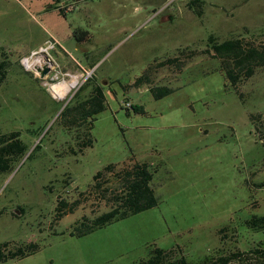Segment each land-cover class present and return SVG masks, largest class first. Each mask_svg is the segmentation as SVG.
Segmentation results:
<instances>
[{"label":"rangeland","instance_id":"1","mask_svg":"<svg viewBox=\"0 0 264 264\" xmlns=\"http://www.w3.org/2000/svg\"><path fill=\"white\" fill-rule=\"evenodd\" d=\"M189 1L0 0V134L14 132L25 146L0 171V243L38 244L0 264H136L156 247L198 263L264 239L245 225L264 215V67L234 87L219 59L203 52L210 33L264 43V0H201V15ZM43 53L53 66L40 79L23 59ZM177 55L180 69L153 67L151 81L133 85ZM73 76L76 86L54 97L49 85ZM87 79L81 97L101 85L105 108L69 128L60 112ZM155 86L172 92L155 98ZM134 162L154 170L157 204L74 231L84 214L106 211L91 193L95 172ZM60 196L81 203L56 220Z\"/></svg>","mask_w":264,"mask_h":264},{"label":"trees","instance_id":"2","mask_svg":"<svg viewBox=\"0 0 264 264\" xmlns=\"http://www.w3.org/2000/svg\"><path fill=\"white\" fill-rule=\"evenodd\" d=\"M201 0H190L188 6L197 14L201 15ZM62 13V8L59 9ZM84 37H78L77 41H83ZM186 50H180L178 54H184ZM204 53L219 59L220 68L224 72L229 83L236 85L251 77L256 68L264 67V43L255 44L252 41L244 40L241 37H231L218 41L210 33L206 38V48ZM195 52L189 50L186 58H190ZM183 60L177 55L156 62L146 69V73L135 79L133 85H139L151 81L150 72L153 67L174 65L180 69ZM4 64H0V82L3 80ZM89 80L85 81L74 93L71 100L73 104H67L60 112L61 117L67 118L69 128L78 127L88 118L90 124L94 115L105 108L104 95L101 85L93 83L85 96L81 97V91L87 86ZM86 85V86H85ZM155 98H161L172 89L168 86H155L150 88ZM70 100V101H71ZM130 108L134 111H141V106L132 105ZM259 119V115H255ZM91 127V125H89ZM91 143L88 138L83 142V146ZM25 151L17 134L14 132L0 134V171L7 170L9 161L13 155H21ZM73 151V149H71ZM153 171L147 162H134L116 169L113 164H107L102 170H98L93 175L91 183V193L98 196V199L104 201L106 211L95 215L89 220L84 214L82 221L74 226L73 230L78 234L87 233L96 227H101L113 220L124 218L128 215L145 210L157 204L153 188L149 185L153 177ZM110 174L111 177H106ZM112 182H111V180ZM67 183V182H66ZM50 188V187H49ZM81 202L77 199L72 202L66 197H58L54 207V219L58 220L64 215L74 211L75 207ZM87 221V222H86ZM246 227L254 231L264 230V215L253 216L245 221ZM225 227L220 228L223 231ZM73 233V232H71ZM38 244L33 241L20 244L9 249V242L0 243V262L9 258L24 257L35 250ZM136 264H264V239H261L256 245L245 249H235L226 252H220L215 255H206L198 263L189 262L186 257L173 248H154L145 259H141Z\"/></svg>","mask_w":264,"mask_h":264},{"label":"bare ground","instance_id":"3","mask_svg":"<svg viewBox=\"0 0 264 264\" xmlns=\"http://www.w3.org/2000/svg\"><path fill=\"white\" fill-rule=\"evenodd\" d=\"M37 60H40V58L37 59L34 58L33 60L24 58L23 62L24 65L29 68L32 67L37 62ZM76 84H77V77L73 76V79L71 81L67 82L65 80H61L58 82H53L49 85V87L54 97L62 99L70 92L71 88L76 86Z\"/></svg>","mask_w":264,"mask_h":264},{"label":"water","instance_id":"4","mask_svg":"<svg viewBox=\"0 0 264 264\" xmlns=\"http://www.w3.org/2000/svg\"><path fill=\"white\" fill-rule=\"evenodd\" d=\"M41 56V61L37 60V62L32 67H29V69L32 72L37 73L40 79H43L51 72L53 61L49 58L47 53H43ZM16 213H18V211H16Z\"/></svg>","mask_w":264,"mask_h":264},{"label":"crops","instance_id":"5","mask_svg":"<svg viewBox=\"0 0 264 264\" xmlns=\"http://www.w3.org/2000/svg\"><path fill=\"white\" fill-rule=\"evenodd\" d=\"M84 41V40H83ZM82 42V41H81ZM43 47H45V46H42L41 48H43ZM86 51V49L84 50V52ZM47 52H48V50H47ZM49 56H50V58H52L51 57V55L49 54V53H47ZM52 61H53V59H51ZM79 64V63H78ZM80 66H82V65H80ZM83 67V66H82Z\"/></svg>","mask_w":264,"mask_h":264},{"label":"built area","instance_id":"6","mask_svg":"<svg viewBox=\"0 0 264 264\" xmlns=\"http://www.w3.org/2000/svg\"><path fill=\"white\" fill-rule=\"evenodd\" d=\"M125 106L130 108V103L128 101H126Z\"/></svg>","mask_w":264,"mask_h":264}]
</instances>
